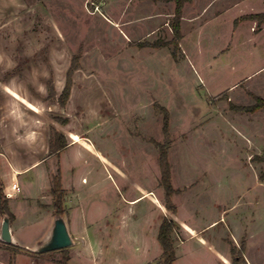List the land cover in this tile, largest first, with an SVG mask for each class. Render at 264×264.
<instances>
[{
    "label": "rangeland",
    "instance_id": "1",
    "mask_svg": "<svg viewBox=\"0 0 264 264\" xmlns=\"http://www.w3.org/2000/svg\"><path fill=\"white\" fill-rule=\"evenodd\" d=\"M174 8L151 0H0V154L38 162L20 181L31 196L51 200L39 205L54 216L51 175L59 168L64 222L76 209V220L88 222L77 228L82 240L110 245L105 263L143 264L160 258L162 219L176 220L160 183L163 108L177 218L195 228L215 221L200 235L223 248L228 264L242 243L246 264H264V108L230 107L253 106L251 95L264 100V23L240 20L263 13L264 0L185 4L176 60ZM53 132L67 147L49 157ZM40 225L24 226L26 249L13 264L62 259L60 251L32 254L47 235ZM186 237L180 227L172 236ZM190 253L192 264H215L196 239L178 249L182 258ZM72 261L91 264L85 249Z\"/></svg>",
    "mask_w": 264,
    "mask_h": 264
},
{
    "label": "crops",
    "instance_id": "2",
    "mask_svg": "<svg viewBox=\"0 0 264 264\" xmlns=\"http://www.w3.org/2000/svg\"><path fill=\"white\" fill-rule=\"evenodd\" d=\"M244 15H247V14H243L241 16H244ZM14 161L15 160L13 159L4 161V150L1 152L0 154V184L2 186L3 194L5 195V197H6V194L10 195V197H6V199L8 201L9 211L13 216V221L11 222V233L16 243V246L22 248L23 247L22 246L23 244L22 234L25 230V227H28V225L31 226V224H36L40 222L41 223L40 228L43 229V231H46L48 235V233L51 231L53 227V223L56 217L53 214L51 215L45 212V210L41 212L42 207L40 205L43 206V203H44V206H50L52 203L51 200L48 201L47 199L46 200L47 202H41L42 197L37 198L36 196H31L27 190L28 184L26 185L25 183L20 181V177L30 172L31 169L38 162H33L31 164H15ZM48 179L49 178H47V183H48ZM12 185H17L20 189V192L16 193V192L11 191ZM76 213H77V210L74 209L72 213L69 214L70 218L65 219L66 220L65 224L67 226L69 234L72 235L73 232L74 234L76 233L78 234L72 238L73 244L70 248L68 264H72L74 254H80L82 249H85V251L89 253L91 264H107L105 263L106 261L105 257L107 256L106 251L110 249V245L108 247L106 246L107 245L106 243H100L99 241L96 242V244L94 243L89 244L85 242V240H82L83 239L82 233H80L79 229L77 228H79V226L82 228L87 226L88 222L87 223L84 222L83 217L81 216L80 217L82 221L81 222L77 221ZM174 217H176L175 221L178 223L180 230L187 235L186 239L180 240L179 242H174L175 256H176V260L174 264H185L184 261L188 262V264H192L191 262H193L195 259L193 258L194 253L193 254L190 253L189 256L182 258L183 254L179 256L178 249L179 248L183 249L184 246L187 245V243H189L190 241L194 239H196L200 245H203L209 249H212V251L214 252L215 264H228L229 263L226 253L222 251L223 248L216 250L215 247H213L212 244L209 243V241H206L202 237V235H200L205 229L211 227L215 223V221L207 226H204L201 228H195V227H192L180 221L177 218V216H174ZM0 222H1V219H0ZM77 239L82 242V243L80 242L81 246L78 243H76L78 242ZM33 240L34 242L36 241V244L39 242L37 238ZM113 245H117L118 251L124 249L120 242L118 244L113 243ZM95 249L99 250L98 253H96ZM9 254L10 252L5 250L4 247L0 245V256L2 255L4 257L5 255L6 257L4 264H9L10 258H13L16 260L17 257L20 256L19 254H16V255H12L14 256L12 257L11 254L10 255ZM160 255H161V252H160ZM156 259H158L157 262H156ZM114 260H115V263H114ZM114 260H113V264H127L126 261L122 260L121 258H117V259L115 258ZM159 261H160V258L156 257V258L151 259L150 261H146L143 264H159Z\"/></svg>",
    "mask_w": 264,
    "mask_h": 264
},
{
    "label": "trees",
    "instance_id": "3",
    "mask_svg": "<svg viewBox=\"0 0 264 264\" xmlns=\"http://www.w3.org/2000/svg\"><path fill=\"white\" fill-rule=\"evenodd\" d=\"M153 2H172L174 3V15L172 20V28H173V39L170 41V45L173 46L172 50V58L174 60L178 59V55H181L180 48H179V41L181 39L180 34V20L182 17V10L185 4L189 3L191 0H151ZM240 20H252L256 22L258 25L264 23V12L255 15H248L243 16ZM167 44L162 42H154L150 44V47L158 48L165 46ZM138 47H145L148 46L144 44H136ZM182 56V55H181ZM68 77L66 80V84L64 86L63 92L58 100L61 107H64L70 91H71V84L72 81L70 79L71 70L68 73ZM255 101L254 105L251 107H237L234 105H230L232 110L234 111H247V112H255L258 109L264 108V100L254 95H251ZM162 113V130L165 136V142L159 145V169L161 173L160 183L164 188V206L168 212H170L173 216H176L177 209L176 206L172 202V196L177 193L176 190L173 189L170 181V165L168 162V153H169V138H168V119L169 115L165 109L160 110ZM67 147L64 139L60 134L53 132L52 140L50 141L49 145V157L56 155L59 156L61 151H63ZM50 194L53 199V209L55 216H62L64 213L63 203H64V189L62 187L61 182V174L59 168L51 175V188ZM6 214L10 218V221H13V216L9 211L8 208V201L3 194V189L0 184V215ZM179 226L178 223L171 219L164 217L158 227L157 237L156 240L159 244L161 249L160 261L159 264H174L176 260L175 256V246L174 240L172 238L173 234L176 233ZM0 245L4 247L5 250L9 251L11 255H16L20 252H23L25 249H22L18 246L14 245H5L0 242ZM245 250V243H242L239 250L232 249L231 255L232 264H246L243 260V254ZM63 252V257L58 264H68L69 261V254L66 249L60 250ZM34 254V253H32ZM9 264H13V258H10Z\"/></svg>",
    "mask_w": 264,
    "mask_h": 264
},
{
    "label": "water",
    "instance_id": "4",
    "mask_svg": "<svg viewBox=\"0 0 264 264\" xmlns=\"http://www.w3.org/2000/svg\"><path fill=\"white\" fill-rule=\"evenodd\" d=\"M53 227L48 235L35 246L31 252L44 254L48 252L60 251L70 248L73 240L68 232L67 226L61 216H55ZM0 242L5 245H14L16 243L11 233V221L8 215H1L0 222Z\"/></svg>",
    "mask_w": 264,
    "mask_h": 264
},
{
    "label": "built area",
    "instance_id": "5",
    "mask_svg": "<svg viewBox=\"0 0 264 264\" xmlns=\"http://www.w3.org/2000/svg\"><path fill=\"white\" fill-rule=\"evenodd\" d=\"M11 191L16 192V193H19L20 192V189H19V187L17 185H12ZM6 197H10V195L9 194H6Z\"/></svg>",
    "mask_w": 264,
    "mask_h": 264
}]
</instances>
